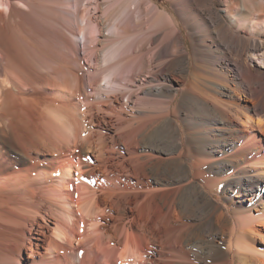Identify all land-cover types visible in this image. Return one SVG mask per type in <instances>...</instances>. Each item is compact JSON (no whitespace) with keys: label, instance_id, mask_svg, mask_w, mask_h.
I'll list each match as a JSON object with an SVG mask.
<instances>
[{"label":"bare ground","instance_id":"1","mask_svg":"<svg viewBox=\"0 0 264 264\" xmlns=\"http://www.w3.org/2000/svg\"><path fill=\"white\" fill-rule=\"evenodd\" d=\"M28 1L20 3L32 18L48 2L58 19L53 31L38 30L34 51L35 42L19 29L21 46L8 32L7 42L0 36V264H22L21 257L24 264H264V210L227 218L195 183L228 197L241 178L254 177L263 182L252 188L250 202L264 196V44L246 35L264 30V0H247L255 1L253 9L244 0H172L174 13L154 3L148 18L142 3L154 0H96L101 14L88 19L96 44L88 101L83 78L66 62L75 51L62 41V1ZM11 5L0 0V9ZM235 5L241 14L230 12ZM175 13L187 27L203 28L193 40L213 71L211 79L199 74L204 90L192 77L183 87L173 82L203 70L190 71ZM145 32L149 45L156 42L148 60L141 53ZM39 59L44 73L32 64ZM242 93L250 104L239 102ZM120 95L126 100L118 101ZM130 108L137 113L124 116ZM184 109L192 114L183 141L172 116ZM87 112L90 121H114V139L126 155L99 154L91 128L80 122ZM154 123L169 130L168 140L151 139ZM163 162L177 172L152 177ZM221 162L236 164L225 181L211 175Z\"/></svg>","mask_w":264,"mask_h":264},{"label":"rangeland","instance_id":"2","mask_svg":"<svg viewBox=\"0 0 264 264\" xmlns=\"http://www.w3.org/2000/svg\"><path fill=\"white\" fill-rule=\"evenodd\" d=\"M9 1L12 4L10 7V10L0 9V36L2 38H4V40L6 41V38L9 37V35H8V33H9L15 37V40H16L15 43H17V45L19 44L21 46V44H23L24 41L21 38H17L16 35L22 31L24 34H28L30 36L29 40L30 41L33 40L32 43L35 42L34 45L32 43H30V45L32 44L33 46L31 45L29 47L30 50L34 51V49H36L38 46V44H36V43H38V41L40 40L39 39L40 37H38V35H37V32H39L38 30L41 31L42 28H43L42 30H46V28H47L49 31H53V28L55 27V25L57 23L55 20L58 19V15L56 16V10L51 5H50L51 6V8H50L49 4L47 6V3H48L47 2L45 5L40 6V8H38V10H41V13L39 14V17L36 16V18L38 17L36 19L34 17L32 18L29 14H27L28 9L25 8L20 3V2H24V1L27 3V2H29L28 0H9ZM32 1H35V0H32ZM38 1L43 2V0H38ZM48 1H50V0H48ZM60 1H62V2H59V5L61 6L60 7L61 8L60 19L62 22V26L60 27V29H61V33L63 34L62 35V41L66 45V48L68 51H70L69 50L70 47L72 48V49L70 48L71 50L75 51V54L73 57L74 61H71V59L68 58L69 55H67L66 62L68 61V63H70L73 67H75L78 74L83 78L84 85H85L84 89L86 90L85 91L86 95L83 96V98L86 97V100L87 99L90 100V99H92V97H93L92 95L94 93L92 94V90H91L93 88L88 86L89 84H88V78L87 77H89V70L88 69H91V68H89L90 65L92 67V62L90 60L91 59L93 60V58H94L93 57L94 54H92V50L95 49L96 44H95V42L90 43V41H93V40H92V38H90L89 32H88V28L90 25L88 19L91 18L92 22L95 21L97 19V15H100L101 12H98L96 14V9H95L96 3H97L96 0H60ZM97 1H99V0H97ZM101 1L105 2V3H111V0H101ZM130 1H132V0H130ZM215 1L217 2V0H215ZM36 2H37V0H36ZM244 2H245V5L250 7V8L254 7L253 5H257L256 3H254L255 1L252 4H250V3L248 4L247 0H244ZM115 3L118 5L120 2L119 3L115 2ZM154 3L158 4L160 9L165 8L167 10H171L174 13V11H173L174 9L172 8L173 7L172 6V3H173L172 0H154V1H152V3H147V4H145L144 2L142 3V5H143L142 7L144 8V10H147V11H145L146 12V16H145L146 18H148L154 14L153 10H150V12L148 10V8L150 6H152ZM136 5H137V3H136ZM133 7H134V5H132V10H130V12L128 14V19L130 21L133 20L132 18L135 15L134 11L136 8L135 7L133 8ZM215 8L220 11L221 5L218 3H215ZM103 9H102V13L103 12L105 13V10H103ZM197 10H199V9L196 8L195 10H193L192 14L195 13L194 16L198 15V13H196V12H198ZM231 10H232V11H230L231 13H234L236 15L241 14V10L239 9V7L237 5L233 6V8ZM221 13L225 14V12L222 10H221ZM28 15H29V17H28ZM82 15H83V18H82ZM174 16L177 20V23L179 25L178 29H179L180 34L182 35V37L184 39L185 47L188 51V56H189L188 60H189L190 71L193 70L194 66H201V68L203 70L199 71V73L196 76L195 75L191 76L192 74L189 72L187 77L185 78V81H183L182 83L180 81H175V80L173 82H175L176 84L178 83L179 87H183L184 84L186 82H189L190 78L192 77L193 79H191V80L196 81V85L200 86L199 88H201V90H204L205 86H204V82H203L201 76H203V78H206V79L207 78L211 79V77H213V73H210V72H213V71H212V67H210L208 62L202 61V59L200 58L199 50L201 51V49L198 45L195 44V41L193 40L194 36L196 37L199 34L204 33L202 31L203 28L191 29L185 25V23L182 21V19L179 15H177L175 13ZM30 19L31 20H37V21L29 22ZM41 19H43V20L40 21ZM263 20H264V17H263ZM86 21H87V26H88L87 29L85 26ZM131 23H133V21H131ZM82 25H84V26H82ZM144 25H145L144 27L147 31V27H148L147 23H144ZM81 27H84L85 29L79 30ZM206 27H208V30L213 29L212 25H209ZM209 27H210V29H209ZM5 29H7V30H5ZM18 29L21 31H19ZM130 30L131 31L132 30L137 31V29H135V27L131 28ZM200 30L202 31V33H200L201 32ZM82 31H85V32H82ZM109 31H110V29L107 30L106 32H109ZM31 34H33V35L31 36ZM85 34H86V37L84 36ZM246 35H251V36H253V38L259 40V42L260 41L263 42V44H264V30H262L258 34L257 33H255V34L254 33H252V34L246 33ZM73 41H76L77 44L76 43L74 44ZM147 42H149V36L145 32V35L143 36V40H142V44L144 46H143L141 53L144 54V57L146 60H148L149 56L153 54L152 53L153 46L155 45L154 43H156V42H154L152 45L151 44L149 45V43H147ZM207 43H210V41H207ZM63 56H65V55H63ZM41 58H43V57H41ZM41 60H43V59H41ZM41 60L39 59L40 62H41ZM39 61H35L32 64L35 65L34 67H36L38 70H40L41 72L44 73V70H42V66H41L42 62L40 63ZM48 64L54 65V62L49 60ZM40 66H41V69H40ZM216 67H218V66H216ZM199 74L200 75L202 74V75L200 76ZM163 75L164 74H162V73L159 74V76H161V77ZM145 78H147V77H145ZM42 91H43L42 89L38 90V93H40L39 94L40 96L44 95V92L42 93ZM138 95L140 98H142V93L141 94L139 93ZM136 98L137 97H133V99L135 100V103H136ZM122 99H123V97L120 95L118 101H122ZM86 100H84V101H86ZM123 100H126V98H124ZM238 100L241 104H250L251 103V99H250V97H248V95L246 93H242V95L240 96V98H238ZM132 102L134 103L133 100H132ZM133 110H134L133 108L126 110L124 113V116L130 117V116L135 115L137 112L135 110L134 111ZM186 110L187 109L180 110V111L178 110L172 116V118L177 122L179 135L182 137L183 141L186 138V127H185V125L188 122L186 118L189 117L188 114H190V115L192 114V113H189V111H190L189 109L187 111ZM81 112H83V110ZM104 113L106 114L105 115L106 119H109L108 116H110V118L112 119V115H113L112 113H110L109 111H104ZM81 118H83V119H81ZM188 119H190V118H188ZM90 120H91V116L88 112L85 113L83 116L81 115V117H80V122L81 123L85 122L84 125L89 126L91 128L92 136H94V139H95L94 143H97V145H99L98 147L100 148L99 154H102L104 157H109V158H116L119 155H123V154L126 155L127 154L126 153L127 147L124 146L122 143L118 142V140L114 139V136L116 135V132H117V128L115 126L114 121L108 120V121L103 122V120L102 121H95V120L90 121ZM212 125L214 127V123ZM82 126H83V124H82ZM212 132L216 133V134H219L220 132H222V134H226L228 131L227 130H223V131L212 130ZM152 133H153V135H152ZM147 134L151 135V139H156V141H158L157 142L158 144H159V138H161L160 142H164V141L168 140V138H170L169 130H168V132H167V130L165 131V128L163 127V125L161 127V124L157 125V123H154L152 126H150L148 128ZM147 134H146V137H147ZM219 138H220V136H219ZM147 140H149V139L147 138L145 141H147ZM237 144H238V142H237ZM140 145L143 146L141 143L139 144V146ZM163 146L164 145L161 144V147H163ZM98 147H97V149H98ZM165 147L167 148L169 146H165ZM95 149H96V146H95V148H90L89 152H91L92 155H95V153H97L95 151ZM184 160L187 161L188 159H184ZM112 162L113 161H110V163H112ZM187 163H188V161H187ZM221 163L215 167V169H214V171H212L213 173L211 175H212V177H215L218 179L221 178L220 180L225 181L226 179H230L232 177L231 176V173L233 172L232 166L236 165V164H230V163H225V162H221ZM167 164H165V162L159 164L158 168L159 167L160 168L159 169L157 168L156 171L154 168V170L152 171L153 172L152 177L156 176V177H162L163 178V176L166 175V173H169L168 168L170 170V173H172V174L177 172L176 169H173L174 164H171V165L169 163H167ZM248 171H249V173L253 172L252 169L248 170ZM215 174H216V176H215ZM95 175L97 177L96 180H98L102 176V173L96 169ZM244 178H241V180L238 183V186L235 187V189H233V191H227L228 197H224V195L221 193L220 190L215 191L217 193H215L214 191H211V190L209 191V188L199 179L196 180L195 183L199 184V185L201 184V186L204 187L205 191L211 195V199L213 198L212 200L215 201V203L220 205L218 212H223L227 218L232 219L236 212L242 213L245 211L246 212L250 211L253 214H258L259 212L264 210V196H262L261 199L258 201L250 202V196H251L250 192H251L252 188L256 187L257 181L260 182L261 180H256V178H254V177H252V178L244 177ZM168 179L174 180L175 178L171 177ZM262 182L263 181H261V183ZM183 184L184 183L182 182V183H177L176 185H183ZM110 213H112V211H110ZM112 214H110V215H112ZM183 221H185V222L188 221V223H190V219H183ZM262 228L264 230V227H262ZM204 236L206 239L207 236L206 235H204ZM261 246L264 247L263 244ZM194 250H196V248H194L193 251ZM153 251H155V250L153 249ZM23 256H24V253H23ZM21 261H22V264H24L23 257H21Z\"/></svg>","mask_w":264,"mask_h":264},{"label":"crops","instance_id":"3","mask_svg":"<svg viewBox=\"0 0 264 264\" xmlns=\"http://www.w3.org/2000/svg\"><path fill=\"white\" fill-rule=\"evenodd\" d=\"M153 249H154V250L157 249V246H153L151 250L153 251ZM148 264H151V263L148 262ZM154 264H157V262L154 263Z\"/></svg>","mask_w":264,"mask_h":264}]
</instances>
